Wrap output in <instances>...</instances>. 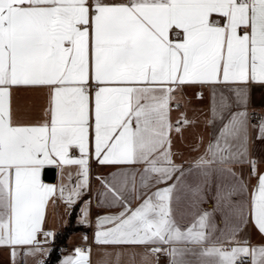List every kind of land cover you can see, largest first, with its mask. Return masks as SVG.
I'll list each match as a JSON object with an SVG mask.
<instances>
[{
    "label": "snow or ice",
    "instance_id": "obj_1",
    "mask_svg": "<svg viewBox=\"0 0 264 264\" xmlns=\"http://www.w3.org/2000/svg\"><path fill=\"white\" fill-rule=\"evenodd\" d=\"M197 85L213 90V132L200 155L177 162L174 136L195 121L186 112L173 121L175 93ZM250 85L264 86V0H0V247L13 264L48 255L57 198L83 201L78 222L90 223L94 157L116 169L97 177V204L119 209L97 216L98 246L144 247L143 260L164 253L168 264H264V244L239 238L249 224L264 235V173L251 155L264 114L249 110ZM20 89L46 90L34 123L15 118ZM245 164L250 191L233 167ZM48 165L65 173L59 186L41 180ZM122 255L104 253L113 264ZM60 264H92L91 248Z\"/></svg>",
    "mask_w": 264,
    "mask_h": 264
},
{
    "label": "crops",
    "instance_id": "obj_2",
    "mask_svg": "<svg viewBox=\"0 0 264 264\" xmlns=\"http://www.w3.org/2000/svg\"><path fill=\"white\" fill-rule=\"evenodd\" d=\"M177 31L179 30L171 32L170 38L175 39ZM249 90V110H260L264 114V86L250 85ZM199 91L202 92L201 97H198L196 95ZM45 93L46 90L44 89H20L15 91L12 101L15 118L18 121L24 123H34L38 121L41 118L42 110L46 107ZM175 95L181 106L179 108H174V110L172 111L171 116L173 121H175L182 112H186L187 117L190 120L195 121L192 126L186 128L183 131L182 135L174 136L173 150L182 154L177 157V162H179L180 160H189L200 155L204 151L205 146L211 138L213 127L211 125H207L205 121L210 117V107L212 104L213 90L209 86H186L182 91L176 92ZM252 135L254 138V143L251 146V155L257 160L258 171L264 173V141L255 140V132H253ZM200 137L203 138V143L199 145V151H193V149L198 144V138ZM72 154L74 156H79V152L76 149L72 150ZM48 166L56 167L55 165ZM187 166L188 165H185V167ZM233 167L238 173L243 174V177L247 182L250 191L252 185L256 183V179L254 177H250L249 165H234ZM43 169L41 171V180L45 184L59 186L66 180L65 173H62L61 169L56 167V180L46 181L43 179ZM115 170V168L99 165L95 161L94 157L90 159L89 191L83 197V199H91L92 201L91 205L89 206L90 223L81 224L78 222V218L80 216V208L83 201L78 202L76 204L78 206L76 224L81 225L82 229L70 234L66 242L69 248L62 249L60 251V257L56 264H60V261L63 259V257L71 254L76 247L91 248L92 264H100L101 261H103L104 264H113V257H105V251L109 253H115L116 251L122 252L123 255L120 259V264H168V257L164 253L149 254L148 259L146 261L143 260V254L148 252V249L144 247L120 249L109 247L105 249L95 243L94 234L96 231L95 221L97 216L119 211V209L116 208H108L107 206H99L97 204V193L103 190L100 180H98L97 177L108 176ZM216 182L217 176L216 174H213L210 179V184L213 187L209 189L206 186L205 188V196L207 199L206 202L202 205L204 209L210 210L214 206V200L212 197L214 192V185ZM241 199H247V194L241 197ZM135 204L136 201H133V207H135ZM76 205L67 207L65 203L61 202L58 198L55 204L50 203L47 208L44 229L46 231H53L55 234L56 232L63 230L67 225H69L72 211ZM216 219L217 222H219V215H217ZM85 236H87L86 241L84 240ZM239 238H247L252 245L264 244V235H261L251 224H249L247 229L240 234ZM46 248L51 249L52 242L48 243ZM132 253L136 254L134 260L130 258V254ZM48 258L49 254L46 256L43 254H39L36 258L29 257L27 260V264H36L37 259H43L46 262ZM0 264H13V260L10 255V249L8 247H0ZM15 264H24V262L20 257H17Z\"/></svg>",
    "mask_w": 264,
    "mask_h": 264
},
{
    "label": "trees",
    "instance_id": "obj_3",
    "mask_svg": "<svg viewBox=\"0 0 264 264\" xmlns=\"http://www.w3.org/2000/svg\"><path fill=\"white\" fill-rule=\"evenodd\" d=\"M77 209L78 206L76 205L72 211L69 225L63 230L56 232L55 238L52 240V248L49 253V258L45 264H56L60 257L59 246L67 242L71 233L82 229L81 225L76 224Z\"/></svg>",
    "mask_w": 264,
    "mask_h": 264
},
{
    "label": "water",
    "instance_id": "obj_4",
    "mask_svg": "<svg viewBox=\"0 0 264 264\" xmlns=\"http://www.w3.org/2000/svg\"><path fill=\"white\" fill-rule=\"evenodd\" d=\"M57 169L54 166H47L43 169V179L46 181L56 180Z\"/></svg>",
    "mask_w": 264,
    "mask_h": 264
},
{
    "label": "built area",
    "instance_id": "obj_5",
    "mask_svg": "<svg viewBox=\"0 0 264 264\" xmlns=\"http://www.w3.org/2000/svg\"><path fill=\"white\" fill-rule=\"evenodd\" d=\"M197 96H198V97H201V96H202V93L199 92ZM255 110H256V109H255ZM256 112H257V113H260V114H263L260 110H256ZM41 239H43V237H41ZM51 242H52V241H49L48 243H51ZM48 243L42 244L41 246H42L43 248H46V246H47ZM68 248H69L68 244L64 243V244H62V245L59 246V251H61L62 249H68Z\"/></svg>",
    "mask_w": 264,
    "mask_h": 264
},
{
    "label": "rangeland",
    "instance_id": "obj_6",
    "mask_svg": "<svg viewBox=\"0 0 264 264\" xmlns=\"http://www.w3.org/2000/svg\"><path fill=\"white\" fill-rule=\"evenodd\" d=\"M199 92H200V91H199ZM199 92H197V94H196V95H198V93H199ZM201 93H202V92H201Z\"/></svg>",
    "mask_w": 264,
    "mask_h": 264
}]
</instances>
